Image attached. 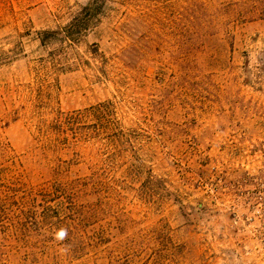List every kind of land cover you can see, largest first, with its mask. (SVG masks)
<instances>
[{
    "label": "rangeland",
    "instance_id": "obj_1",
    "mask_svg": "<svg viewBox=\"0 0 264 264\" xmlns=\"http://www.w3.org/2000/svg\"><path fill=\"white\" fill-rule=\"evenodd\" d=\"M90 1L0 0V264H264V0Z\"/></svg>",
    "mask_w": 264,
    "mask_h": 264
},
{
    "label": "trees",
    "instance_id": "obj_2",
    "mask_svg": "<svg viewBox=\"0 0 264 264\" xmlns=\"http://www.w3.org/2000/svg\"><path fill=\"white\" fill-rule=\"evenodd\" d=\"M93 0H91L87 6L83 8L85 13H88L92 10L94 7L93 5ZM88 24H80L77 23L76 20L71 22L68 26L64 28H58L57 30L53 31H43L40 33L41 35V43L46 44L47 42L51 41H63V40H72V41H77V36L86 29ZM17 184L14 183L13 186H10V190H14L15 192H23L25 195L24 197L28 198L31 203L34 204V208L40 205L38 199L39 197H44V198H54V197H59L60 194H63L67 191H72L74 186L70 185H62L61 183L53 182L52 184L47 185V187L42 188L41 190L35 191V190H30V191H20L19 189L21 187H17ZM76 191V190H75ZM17 195V194H15ZM28 202V201H27ZM69 210V209H68ZM68 219H71L69 216H66V221ZM82 220V219H81ZM73 223H76V220L73 221Z\"/></svg>",
    "mask_w": 264,
    "mask_h": 264
},
{
    "label": "clouds",
    "instance_id": "obj_3",
    "mask_svg": "<svg viewBox=\"0 0 264 264\" xmlns=\"http://www.w3.org/2000/svg\"><path fill=\"white\" fill-rule=\"evenodd\" d=\"M64 235H66V233L61 230V232L58 234V238H63Z\"/></svg>",
    "mask_w": 264,
    "mask_h": 264
}]
</instances>
